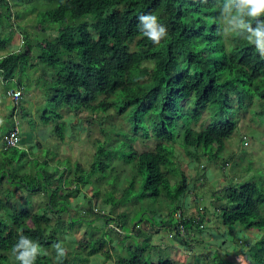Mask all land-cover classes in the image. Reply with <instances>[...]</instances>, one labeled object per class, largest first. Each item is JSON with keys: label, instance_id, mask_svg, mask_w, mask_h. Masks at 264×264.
Here are the masks:
<instances>
[{"label": "trees", "instance_id": "trees-1", "mask_svg": "<svg viewBox=\"0 0 264 264\" xmlns=\"http://www.w3.org/2000/svg\"><path fill=\"white\" fill-rule=\"evenodd\" d=\"M21 2L24 0H0V52L7 51L12 41L16 29L12 18L19 19L23 12L34 13L40 24L58 23L59 32L38 41L29 32H21L20 49L0 56L2 81H12L17 72L24 71L27 61L33 65L42 61L44 76L48 75L42 92L59 124L64 123V112L113 110L115 113L104 117L117 119L109 121L108 130L99 129L104 140H94L93 161L84 167L79 161L70 162L69 157L54 159L56 151H51L50 159L34 152L27 156L21 119L28 118L29 127L34 123L22 105L18 113L12 109L0 146V264H70V257L58 260L57 254L75 258L80 254L64 249L58 238L71 235L81 225L90 229L91 239L80 249L88 256L102 250L108 258L113 249L115 264H177L169 256H152L154 248L163 249L144 233L151 228L162 236L168 233L175 241L172 247L193 252L192 259L179 264H202L203 258L199 263L195 251L198 244L213 248L214 261L237 264L229 257L237 243L229 247L227 243L237 239L236 228L255 229L262 234L248 250L252 264H264L259 253L264 251V185L244 179L224 187L225 203L216 209L221 223L230 229L222 233L224 244H213L202 236L203 214L197 219L183 202L191 186L174 160V143L188 155L197 151L214 160L246 113L264 125V9L253 13L247 0H46L30 11L15 12L13 7ZM142 14L154 15L157 24L166 26L159 41L148 36L150 29L140 18ZM52 115L44 110L38 118L43 123ZM16 121L20 145L10 146L4 137L15 130ZM67 122L69 125L71 120ZM120 122L131 132L128 136L118 130ZM117 130L126 140L117 139ZM56 131L57 139L64 142L59 125ZM137 137L142 142L152 140L153 147L136 150L132 142ZM32 144L31 150L41 147ZM116 146L121 147L122 159L112 153ZM52 161L55 165L65 161L66 167H52ZM120 161L126 167L117 178ZM110 175L114 177L108 179ZM137 179L141 180L138 199L164 196L172 206L159 214L149 211L148 216L138 212L133 217L132 207L131 215L125 210L112 214L114 207L128 201ZM120 184L123 190L117 196L114 190ZM88 185L91 195L83 191L84 202L78 208L87 217L79 216L78 211L72 217L70 197ZM38 191L44 192L45 199L35 203L32 196ZM99 195L108 214L105 209H92L91 200ZM96 220H101L99 225L93 224ZM142 223L148 228L142 230ZM42 248L50 256L40 254ZM204 260L209 263L210 255Z\"/></svg>", "mask_w": 264, "mask_h": 264}, {"label": "rangeland", "instance_id": "rangeland-1", "mask_svg": "<svg viewBox=\"0 0 264 264\" xmlns=\"http://www.w3.org/2000/svg\"><path fill=\"white\" fill-rule=\"evenodd\" d=\"M37 3L45 4L46 0H24V2L19 3L17 6L13 7V10L15 12H23L24 11H30ZM17 4V3H16ZM40 4V5H41ZM57 3H52L51 7L55 6ZM12 24L16 25L15 32L18 33L19 38L22 39L21 32H29L30 38H33L35 36V40L38 41L42 38H51L58 34V23L50 24H40L35 17L34 13L28 14V12H23L22 17L19 19L12 18L11 21ZM5 54L6 52L3 51ZM25 69L23 72H17L15 76L18 78H23L24 81H26V78L32 76V83L30 85L31 89H34V87L40 88V90H43L44 93L46 91V86H43V81L48 77V75H45L46 69H45V63L42 61L38 62L37 64H34L31 61H27L25 64ZM29 71L30 76L26 75V72ZM42 84V85H41ZM14 86L13 81H7L4 83L0 80V110L1 105L6 101V107L4 109L9 110L11 108L10 103L7 100L6 96V88ZM27 93V91H26ZM34 95H36V91H32L29 93V96H31V99H34ZM44 97V96H43ZM45 98V97H44ZM41 99V96L38 95L37 97V107L36 110L40 114L44 112V110H47L50 115L52 113L50 112V108L52 107L51 103H49L45 99ZM15 105V109H18L19 105L22 104V98L18 103H13ZM24 105V104H23ZM25 106V105H24ZM109 113H115L113 110L107 111L105 113L103 112H97V113H89L88 111H79L77 114H74L72 112L67 113L64 119V123L59 124L56 119L52 117L47 121L42 123L37 117V114L34 116V124L32 126L33 130L38 131L39 136L41 137V147L38 149V153L42 152V155L45 154V156H48L49 159L53 158L54 153L51 151H55L53 146V140L51 139L52 134H57L56 126H60V129L64 132V138L65 141H70V144L62 145L61 147H56V151H59L62 156H67L70 158V160H77L80 161L84 167L91 164L93 161V150H95V144L94 140L98 139L99 141L104 140V134L100 132V128L103 127L106 130H108L109 127V121L116 120L112 119L110 117H104L106 114ZM5 119L7 121L6 117H2L0 115V120ZM66 120H71V122L68 125V122ZM65 124H67L65 126ZM75 124L76 126L73 127L72 125ZM29 119L26 118L24 121L21 119V128L25 129L26 127H29ZM40 127H39V126ZM78 125V126H77ZM112 125V123H111ZM31 128V127H29ZM118 130L121 129L122 131L130 134L131 132L128 131V128L126 125L123 124V122L118 123L117 125ZM117 131L116 134L119 135L117 138L120 140H126L125 137L121 136V134ZM62 132V133H63ZM75 134L73 138H70L69 134ZM143 139L140 137H137L135 141L132 142V145L134 148L138 151L145 150L147 148L153 147L152 140H148L145 142H142ZM181 141V139H178ZM115 142L111 141L110 143ZM52 144V145H49ZM120 147V146H119ZM118 146L112 149V153H115V155L122 159V153L120 152ZM27 148V146H26ZM174 149H175V162L179 164V166L186 172L191 189L188 191V193L183 197V202L189 206V213L193 212L195 214L196 207L205 204L203 216H208L211 213L215 214V217L213 219H210L208 224L210 226H214V228L217 226L216 230H220V227H223L226 231L227 229H230L229 226L223 225L221 223L220 218L217 216V213L219 210L216 209V207H220V205H224V187L233 183H237L239 181H245V180H251L254 179L258 184L264 185V125L259 122L258 118L252 117L251 113H246L244 118H242L238 124L237 131L234 133L229 139L226 140L224 143V146L221 148L220 153H218L217 158H213L214 160L210 161L207 158V155H202L199 152H192V155H188L184 152L183 148L179 145V143H174ZM34 151V149H33ZM195 151V150H194ZM196 153V154H194ZM199 156H196L198 155ZM199 157V159L197 158ZM39 158V157H37ZM54 162V161H53ZM75 163V162H74ZM52 167L55 166V168H60L59 165H51ZM120 168L117 171V174H115V177L119 178L122 177V169L123 167H126V164L124 163L122 165V161H120ZM63 167H66V162H63ZM116 173V171H115ZM114 175H110L108 179L113 178ZM245 179V180H244ZM140 179H137L134 183V186L132 187V194L128 196V203L124 202L120 204L117 208L114 207V212L111 211L112 214L117 215V213L121 211H126V213H129L128 215H131V207L134 211L133 217L137 215L138 212H145L144 216H148V212L152 211L156 214H159L160 210L167 209L168 207L172 206V202L169 201L167 203V200L163 197H141L140 199L137 198L139 193L141 192V188L139 186ZM83 186V185H82ZM105 188V187H104ZM109 188V186H108ZM123 190V186L120 184L119 187H117L114 192L117 196L121 195ZM83 191L87 193V195H91V186L88 185L86 187H82L78 189L75 194V196H71V207L69 211V215L74 217L78 212L79 216L85 218L87 216L83 213V208H80V205L84 202L83 197ZM17 192L16 194H18ZM82 195H81V194ZM34 199L37 202L44 201V197L42 195H35ZM92 209L96 212L103 211L104 213H109V211L104 208V202L102 200L101 195L93 198L92 200ZM133 203V206L132 204ZM209 203V204H208ZM42 204V203H41ZM106 205V204H105ZM43 205H40V209H42ZM107 207V206H106ZM37 207H35L36 209ZM77 208V209H76ZM76 209V210H74ZM109 209V207H108ZM164 214L167 215V210H163ZM95 216H91V218ZM67 216H63V219L66 220ZM88 219H90V216H88ZM29 224L32 225L30 220H27ZM101 220H96L93 224L99 225ZM109 227V225H108ZM235 227V226H234ZM148 228L144 223L141 224V229L144 230ZM108 229V228H107ZM237 229V228H236ZM239 230L235 231V236L237 239L233 238V240H230L227 245L228 247L234 243L239 244L237 245V249L235 250L234 254H231L229 257L232 259L233 262L237 264H252L253 259L250 255L249 248L259 239L262 232H259L255 229H249L246 230L244 227H239ZM148 230V229H147ZM221 231V230H220ZM71 235L65 236L62 235L63 238H58L61 243H63V248L68 249L69 251H77L80 255L76 258L72 255L69 256V254L64 253H58L59 256L58 260L61 259L63 256H66L67 258H71L70 264H115L114 259L116 257L115 251L112 249L110 251V254L113 255L110 258L105 256V254L102 252H98L95 254H92L90 256L87 255V251H83L80 248L84 247L85 244L91 239L90 237V229H88L85 225H81L78 228H75L71 230ZM95 233V232H93ZM144 233L150 235V241L152 244H155L156 246H160L163 250H158L157 248H154L151 251L152 256H155L156 258L160 256H169L173 258L177 264L179 263H185L186 261H189V259H192L194 254L189 253L186 251L183 247H176L171 246L172 245V238L168 233H166L164 236L156 234L157 231H155L152 228L148 231H144ZM204 238L212 242L213 244L217 243L216 241H219L220 244H224L225 241L223 240H215L216 237H212V235H208V232L206 234H203ZM54 236H56L54 234ZM54 236H51V239L54 240ZM109 238V235L107 234V239ZM49 240V239H48ZM241 241V242H240ZM175 242V241H174ZM110 244H113L114 242L109 240ZM169 245L167 250L163 248V246ZM41 246V245H40ZM91 246V244H90ZM227 247V246H225ZM199 248V249H198ZM195 250L197 252L198 260L200 258H203L204 264H225L220 263L218 260H215L214 255L212 254L213 248L209 249L207 247H203L201 244H198V247H196ZM105 251V250H104ZM40 254L45 256L48 255L44 249L39 250ZM47 252L50 254L49 249ZM220 253L224 254V250H220ZM262 258L264 259V251L259 252ZM11 254V253H10ZM125 254V253H124ZM129 255V254H128ZM127 253L125 256H128ZM210 255L211 261L209 263L204 260V257H208ZM204 256V257H202ZM112 258V259H111ZM156 258H153L156 260ZM87 259V260H86ZM197 259V257H196ZM198 260L196 261L198 263ZM201 260V259H200ZM199 260V263H200ZM57 261V260H53ZM11 262L15 263L16 258L11 257ZM195 262V261H193ZM192 263V262H189ZM234 264V263H230ZM254 264H258L255 263Z\"/></svg>", "mask_w": 264, "mask_h": 264}, {"label": "crops", "instance_id": "crops-1", "mask_svg": "<svg viewBox=\"0 0 264 264\" xmlns=\"http://www.w3.org/2000/svg\"><path fill=\"white\" fill-rule=\"evenodd\" d=\"M0 27H1L0 30L3 29L1 25H0ZM20 37H21V35H20ZM22 43H23V40L21 38H19L18 33L14 32L13 33L12 41L8 45L7 51H5V52L19 50ZM3 54H5V53L4 52H0V56L3 55ZM26 75L27 76H30L29 71L26 72ZM30 79H32V76L26 78V81H24V79L21 78V77L20 78H18L17 76L14 77V79L12 80L14 82V86L9 87V88H6V96H7L8 102L10 103L11 108L9 110L4 109V107H6V104H7V102L5 101L3 103V105H1V110H0V115L2 117L9 118L12 109L13 108L15 109V107L13 106L14 105L13 104L14 102H13L11 96H10V90L12 88H19L22 91V96H21V98H22V104L21 105L27 111L28 117L30 118L31 122L34 123V116H35V114H37V117H38V114H39V113H37V110H36V107H37V97H38V95H40L41 96V99H43L45 96H44L42 90H40V88H38L37 86L34 87V89H31L30 85H31V83H32L33 80L30 81ZM0 80L2 81L1 77H0ZM19 81H20L21 85H17V83ZM26 91H27V93H26ZM32 91H36V95H34L35 101H34V99L30 100L31 99V96H29V93L32 92ZM44 99L46 100V98H44ZM18 110L19 109H15V113H18ZM66 114H67L66 112L63 113V119H65ZM8 124H9L8 121H6L4 118L2 120H0V146L2 145V139H3V136L5 135V132H6L5 129L9 126ZM41 126H42V122H41ZM33 128L32 127L31 128L26 127L24 129L25 130V133L22 134L23 143H24L25 147L26 146L28 147V149L26 148L27 149V153L26 154L28 156V155H32V153L34 152V153H37L38 156H41L42 153L39 154L37 152L38 149H36V150L33 151L30 148V145H33L32 143H34V144H40V146H41V142H40L41 137L39 136V133H38L37 129L35 131V130H33ZM51 139L53 140V144L54 145L56 144L57 147L58 146L61 147L62 145H65V144H70V141H64V142L61 141L60 142L57 139L56 135H54V134L51 135ZM49 145H52V144H49ZM54 149L56 151V147H54ZM56 152H57V155H56L57 157L55 156L54 159H60L61 157H63L62 154L59 151H56ZM64 157H67V156H64ZM74 161H77V160L76 159L75 160H71L70 162H74ZM51 165H55V162L52 161L51 162ZM57 165H59L60 167L62 166V164H57ZM52 186H54V184H52ZM43 193H44L43 191H38V192H35L33 194L32 197H33V200L35 201V203H39V202H37L34 199V196L37 194V195H42L44 197V194ZM23 195L26 196V195H28V193L23 192ZM206 227H207V229L202 230V236H204L203 234H206L208 232V235H210V236L212 235V237H216L215 240H223L224 239L222 237V235L219 234V232H222V233L225 232L224 228L220 227V230L221 231L218 230L219 231L218 232V231H216L213 228L214 226H210L208 223L206 224ZM209 242L212 243L214 241L211 240ZM216 242H219V241H216Z\"/></svg>", "mask_w": 264, "mask_h": 264}, {"label": "clouds", "instance_id": "clouds-1", "mask_svg": "<svg viewBox=\"0 0 264 264\" xmlns=\"http://www.w3.org/2000/svg\"><path fill=\"white\" fill-rule=\"evenodd\" d=\"M248 4L252 6V11L253 13H256V12H259L261 9H264V0H247ZM141 19L147 21V27L150 29V31L148 32V36L151 37L154 41H159V39L166 34V26L164 24H157V18L154 16V15H141L140 16ZM16 89H19V88H12L11 90H16ZM10 90V91H11ZM21 91V89H19ZM11 96V94H10ZM21 96H22V91H21ZM21 96H20V99H21ZM12 98V97H11ZM19 99V101H20ZM13 100V99H12ZM14 102V101H13ZM67 122V120H66ZM67 124H65L66 126ZM76 125L74 124V127ZM78 126V125H77ZM15 128H17V132H18V121H16V126ZM19 133V132H18ZM66 136H69L70 138H73L75 136V134H69V135H66ZM66 138V137H65ZM18 139H19V136H18ZM17 145L19 146L20 144L17 143ZM26 148V147H24ZM80 162V161H79ZM63 167V165L61 166ZM205 204H201L199 206L196 207V211H195V216L197 219H200L201 215L203 214L204 212V209H205ZM215 217V214L214 213H211L210 215L208 216H204V223L200 226L201 227V230H205L207 229L206 227V224L208 223L207 221H209L210 219H213ZM208 226V225H207ZM214 228V227H213ZM223 228V227H222ZM215 230L217 229V226L214 228ZM238 229V228H237ZM228 230V229H227ZM226 230V231H227ZM246 230H249V229H246ZM217 231V230H216ZM221 235H222V232H220ZM223 237V235H222ZM224 238V237H223ZM241 242V241H240ZM239 246V244H237ZM237 245H235V250L237 249ZM232 251V250H231ZM230 251V252H231ZM27 253H22L21 256H24L26 255ZM234 254V253H233ZM20 259V257H18ZM25 264H27V262L25 261Z\"/></svg>", "mask_w": 264, "mask_h": 264}, {"label": "built area", "instance_id": "built-area-1", "mask_svg": "<svg viewBox=\"0 0 264 264\" xmlns=\"http://www.w3.org/2000/svg\"><path fill=\"white\" fill-rule=\"evenodd\" d=\"M11 97L14 101V103H18L20 96H21V91L19 89L16 90H11L10 91ZM4 143L7 145H16L17 141H18V132H17V128H15V130L13 132H11L9 135L4 137ZM176 215L179 216L180 213L176 212ZM112 225V224H111Z\"/></svg>", "mask_w": 264, "mask_h": 264}]
</instances>
